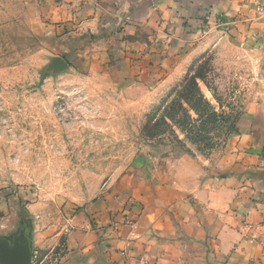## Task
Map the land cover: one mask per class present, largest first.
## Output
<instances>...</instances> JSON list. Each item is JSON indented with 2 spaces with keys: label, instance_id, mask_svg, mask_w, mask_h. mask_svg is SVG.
<instances>
[{
  "label": "rangeland",
  "instance_id": "374dc122",
  "mask_svg": "<svg viewBox=\"0 0 264 264\" xmlns=\"http://www.w3.org/2000/svg\"><path fill=\"white\" fill-rule=\"evenodd\" d=\"M64 1L0 0V238L30 264L120 184L238 185L264 158V1L179 0L151 25Z\"/></svg>",
  "mask_w": 264,
  "mask_h": 264
},
{
  "label": "crops",
  "instance_id": "0c3cea01",
  "mask_svg": "<svg viewBox=\"0 0 264 264\" xmlns=\"http://www.w3.org/2000/svg\"><path fill=\"white\" fill-rule=\"evenodd\" d=\"M89 1H97L96 13L110 22L114 18L107 16L120 14L122 22L138 25H151L160 12L175 15L170 8L181 5L179 0H82V14ZM129 28L134 27H124ZM248 158L243 184L219 182L212 172L204 183L185 171L164 183L116 186L69 217L63 264H264V158L258 163L255 156ZM30 248L33 252L31 243Z\"/></svg>",
  "mask_w": 264,
  "mask_h": 264
},
{
  "label": "water",
  "instance_id": "95a60500",
  "mask_svg": "<svg viewBox=\"0 0 264 264\" xmlns=\"http://www.w3.org/2000/svg\"><path fill=\"white\" fill-rule=\"evenodd\" d=\"M32 252L30 242L19 235L12 245L0 238V264H30Z\"/></svg>",
  "mask_w": 264,
  "mask_h": 264
},
{
  "label": "built area",
  "instance_id": "2783aa9c",
  "mask_svg": "<svg viewBox=\"0 0 264 264\" xmlns=\"http://www.w3.org/2000/svg\"><path fill=\"white\" fill-rule=\"evenodd\" d=\"M64 260V253L63 251L56 252L53 254L51 259L46 264H63Z\"/></svg>",
  "mask_w": 264,
  "mask_h": 264
},
{
  "label": "trees",
  "instance_id": "16d2710c",
  "mask_svg": "<svg viewBox=\"0 0 264 264\" xmlns=\"http://www.w3.org/2000/svg\"><path fill=\"white\" fill-rule=\"evenodd\" d=\"M213 116H215V117H216V115H215V114H213Z\"/></svg>",
  "mask_w": 264,
  "mask_h": 264
}]
</instances>
